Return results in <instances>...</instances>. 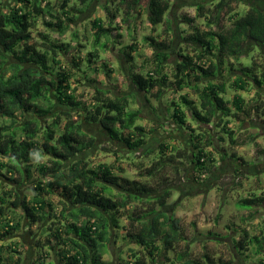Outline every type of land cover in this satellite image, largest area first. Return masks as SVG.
Instances as JSON below:
<instances>
[{"label": "trees", "instance_id": "obj_1", "mask_svg": "<svg viewBox=\"0 0 264 264\" xmlns=\"http://www.w3.org/2000/svg\"><path fill=\"white\" fill-rule=\"evenodd\" d=\"M13 1L18 5L5 11L0 2V118L9 121L0 124V159L5 160L0 162V217L5 219L0 228V247L6 250L10 260L17 253L13 249V245H19L16 241L7 246L2 242L20 226L6 218L12 209L19 207L28 226L39 225L42 241H38V247L47 248L57 264H104L103 252L121 228L125 238L140 248L130 251L133 262L126 264H157L159 258H164L167 264H199L190 258L186 248L176 252L185 237L179 221L166 209L170 208L168 202L173 193L179 191L174 187L184 177L187 167H191V177L198 182L210 175L220 160L243 165L235 154L227 155V151L217 146V142L224 141L217 130L221 129L229 143L235 145V133L227 127L229 120L264 118V11L255 6L243 13L235 11L230 15V27L224 29L219 26L223 0L212 8L197 2L195 17L204 21L206 31L194 24L196 18L182 17L180 22L189 29L182 40L195 47V53L179 55L180 60L168 72L173 41L167 38L175 36L171 20L173 5L170 0H147V22L153 28L163 27L161 34L165 37L162 39L160 34L143 37L151 49L152 68L131 71L134 69L131 66L127 70L128 79L137 91L151 94L158 102L165 92L178 94L168 103V119L177 130L187 133L188 139L178 146H170L166 141L160 143L155 154L146 152L145 155L156 157L144 166L142 161H134L148 134L137 124L142 119L141 108L134 96H110L108 90L95 85L89 103L85 104L71 87L77 72L88 83L97 82L90 74L99 69L106 79L111 76L113 71L105 61H101L99 69L94 65L95 59L100 58L97 51L87 53L83 69L73 57L72 61L67 59L68 43L52 41L46 34L41 35L42 43L32 42L31 34L38 18L48 17L45 25L63 34L76 20L73 9H66V3H62L57 10L49 0ZM140 1L119 0L116 10L123 12L126 19L131 18L133 7ZM92 26L94 48L106 49L114 28L103 25L100 19H94ZM250 43L258 50L260 63L255 59L249 65L239 62L245 45ZM128 48L130 52L124 51ZM133 49L127 46L120 51L128 66L135 62ZM230 59L233 63L227 65L228 76H225L223 70ZM63 61L66 63L61 64ZM235 64L238 66L234 67ZM186 89L194 94L185 93ZM228 89L234 90L230 99L226 98ZM248 89L255 90V100L250 102L240 94ZM55 104L66 110L54 112ZM74 114L82 120H73ZM42 117L49 119L43 128ZM83 121L107 134L114 149L99 147V151L112 155V163L93 168L80 158L82 153L93 149L96 141L84 131ZM155 125V131L170 127L161 122ZM120 144L121 150L117 149ZM39 147L48 161L36 168L39 180L31 187L34 206L29 207L26 196L17 188H24L30 181L31 156ZM124 148L127 155H123ZM123 161L133 164L137 176L148 180L124 176L123 168L114 164ZM165 167L172 170V177L162 173ZM112 189H117V193L112 194ZM253 195L250 191L248 198L241 199L240 207L256 211L255 208L264 206V191L258 197ZM55 196L60 206L57 213L48 202ZM124 215L126 224L121 226L119 219ZM249 247L257 255L264 254V230L259 236H249L243 230L240 239L233 242V249L239 254ZM170 252L172 257H168ZM203 258L212 263L207 254ZM12 261L8 264H20L21 257L18 255Z\"/></svg>", "mask_w": 264, "mask_h": 264}, {"label": "rangeland", "instance_id": "obj_2", "mask_svg": "<svg viewBox=\"0 0 264 264\" xmlns=\"http://www.w3.org/2000/svg\"><path fill=\"white\" fill-rule=\"evenodd\" d=\"M55 4V9H59L62 3H66L67 8H72L76 20L69 24L67 31L60 34L58 29H49L45 23L49 21V18H38L32 31V42L42 43L41 35L46 34L57 43L63 41L68 43L69 53L67 59L73 61L76 64H80V68L86 67V57L88 52L97 51L99 59H95L94 65L99 69L101 61H105L108 68L112 69L111 76L106 79L101 69L99 72H93L90 77L96 79L97 82L88 83L82 77L81 72H77V76L71 81V87L75 89V95L79 97L80 101L85 104L89 103L90 97L93 94V87L99 86L110 92V96L120 95H133L137 106L141 108L140 117L141 121H138V125L144 127L147 135V142L143 148L139 149L134 156V161H142L144 166L149 165L156 155H145L146 152L154 153L157 150V146L166 141L170 146H178L180 142L183 143L188 139L187 133L179 131L175 128L172 120L168 119L167 106L171 99L177 98L178 94L173 92H165L161 96L160 102L155 101L151 94H145L139 92L132 85L128 79L127 70L133 66L131 71H139L143 67L145 69H151L149 66V59L152 56L151 49L147 42L143 40V37L148 35L156 36L162 35L163 27L156 26L151 27L147 22L146 4L147 0H141L139 4L133 7L132 17L126 19L123 17V12H118L116 6L119 0H49ZM205 1V7H213L221 0H170L173 8L171 11V20L175 29V36L173 38L168 37V40H172V49L169 50V59L167 71H170L171 66H174L180 60L179 55L191 56L195 52V47L191 44H187L182 40L189 33V29L185 23H181L182 17L196 18L195 6L197 2ZM252 4H257L260 9L264 10V0H247ZM3 11L6 8H11L16 4L13 0H0ZM107 7V8H106ZM247 4L244 0H223V7L219 15V26L227 29L230 27V15L237 11L243 13L248 10ZM60 12V11H59ZM123 17V20H121ZM100 19L103 25L112 26L114 30L111 31L110 38L107 42V48L102 49L100 47L94 48V28L92 22ZM194 24L202 31H206L204 21L199 18L195 19ZM107 26V27H108ZM117 29V30H116ZM152 29H155L153 32ZM122 35V36H118ZM163 36V35H162ZM165 36L162 37V39ZM161 38V37H160ZM160 38L158 40H160ZM114 41V44H113ZM104 42L101 41V43ZM135 45V46H134ZM132 47V55L135 57V62L128 66L126 59L121 55V49L123 47ZM252 43L245 45L242 55L239 58V62L249 65L250 61L255 59L259 63L261 58L257 54V49L252 48ZM249 50H251L249 52ZM130 52V49L124 50ZM138 56V57H137ZM60 60H62L60 58ZM147 60L144 65L143 62ZM233 63L230 59L226 62V68L223 70V75L228 76L227 65ZM63 61L61 64H65ZM148 63V64H147ZM238 65L235 64L234 67ZM74 68V67H73ZM74 70V69H73ZM234 76L235 73H232ZM232 81V80H231ZM104 85V86H102ZM154 92V91H152ZM185 93L194 94L192 91L185 90ZM234 90L228 89L226 98L230 99ZM245 101L250 102L255 100V90L248 89L245 92L240 93ZM264 99V96H263ZM66 108L55 104L54 112L64 111ZM73 120H82L77 114L73 115ZM241 122H237L236 119L229 120L228 128L232 129L235 133L236 144L229 143L226 135L218 129V135L224 139V141L217 142V146L227 151V155L235 154L242 162L233 163L226 159L221 160L216 164V167L212 173L206 178L198 180L197 185L195 180L191 177V167H187L184 170V177L180 183L175 186L177 192H174L168 204L170 208L166 211L172 214L175 219L179 221V225L184 234L185 241L178 244L176 252H181L186 248L189 251L190 258L197 261L199 264H264V254H255L254 249L249 247L247 250L241 251L240 254L233 249V242L240 239L243 230L247 231L249 236H259L260 231L264 230V206L255 208L254 210H247L240 207L238 202L241 199L249 197L251 191L256 197L260 195V192L264 191V118H256L251 121L241 117ZM18 122L22 120L19 117ZM42 122V128L45 123L49 122L45 117L40 118ZM161 122L168 124L170 127H166L162 130L156 129L155 123ZM8 120L0 118V124H8ZM83 129L85 132L91 134L95 138V145L93 149L82 153L80 158L90 163L91 167L96 168L98 164L112 163L114 157L112 155L104 154L99 151V147L104 149H114V145H110V139L105 132H103L98 126L94 124H88L83 121ZM191 125L195 127V123L191 122ZM170 128V129H169ZM151 131V132H149ZM40 143V142H39ZM116 145V144H115ZM117 149L121 150L123 146L117 145ZM111 147V148H110ZM40 147L38 150L33 151L31 156V179L24 188H17L20 190L21 195H25L27 198V205L29 207L33 204V192L31 187L39 180V174L36 170L37 166L41 163L47 162L48 157L41 152ZM123 149V155H127ZM262 153V154H261ZM217 157H219L217 155ZM228 157V156H227ZM0 162L5 160L0 159ZM239 163L242 166H239ZM115 166L123 168V175L133 179H139L141 181L148 180L147 178H141L137 176V172L133 169V164H128L126 161L120 163H114ZM235 170L238 173H235ZM172 170L169 167L163 169V174L167 177H172ZM240 171V172H239ZM5 172H3L4 174ZM242 173V175L240 174ZM154 184V182H153ZM22 189V190H21ZM112 194L117 193V189L111 190ZM253 195V196H254ZM51 202L54 212L57 213L60 206H58V198L51 197L48 199ZM251 211V212H249ZM252 213V214H251ZM21 208H14L12 212L8 213V221L18 223L20 226L16 229L13 236L2 242V245L7 246L9 243L17 242L19 245L14 246L13 249L17 253L12 254L13 257L10 260L5 253V249L1 248L3 252L0 254V264L12 263L14 257L20 256V264H57L55 258L52 257L51 252L45 248L41 250L38 247V241H42L41 228L39 225L28 226L27 220L23 219ZM50 220L46 221V224ZM121 226L126 224L125 215L119 219ZM5 224V219L0 217V228ZM118 229L110 239V243L102 255L104 264H126L132 263V251L140 250L139 247L130 243L126 238L124 231ZM5 253V254H4ZM173 253H169L168 257H172ZM207 254L212 263H208L203 255ZM42 257V260H39ZM157 264H167L164 258H159Z\"/></svg>", "mask_w": 264, "mask_h": 264}, {"label": "flooded vegetation", "instance_id": "obj_3", "mask_svg": "<svg viewBox=\"0 0 264 264\" xmlns=\"http://www.w3.org/2000/svg\"><path fill=\"white\" fill-rule=\"evenodd\" d=\"M244 1H245V4H247L248 7L255 6V7H258L259 9L261 8V7H259V5H257V4H252L251 2H248L247 0H244ZM202 2H205V1H202ZM262 11H264V10H262ZM194 183L197 185L196 182H194ZM179 192H180V191H179Z\"/></svg>", "mask_w": 264, "mask_h": 264}]
</instances>
